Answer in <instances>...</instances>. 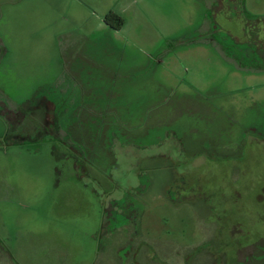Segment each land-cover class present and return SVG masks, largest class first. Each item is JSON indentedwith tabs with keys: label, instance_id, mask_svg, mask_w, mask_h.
I'll return each mask as SVG.
<instances>
[{
	"label": "rangeland",
	"instance_id": "1",
	"mask_svg": "<svg viewBox=\"0 0 264 264\" xmlns=\"http://www.w3.org/2000/svg\"><path fill=\"white\" fill-rule=\"evenodd\" d=\"M206 1L0 0V264H264V0Z\"/></svg>",
	"mask_w": 264,
	"mask_h": 264
},
{
	"label": "flooded vegetation",
	"instance_id": "2",
	"mask_svg": "<svg viewBox=\"0 0 264 264\" xmlns=\"http://www.w3.org/2000/svg\"><path fill=\"white\" fill-rule=\"evenodd\" d=\"M225 1V2H224ZM230 0H208V1H206V3H207V5H205V7H208L207 9H209V10H211L212 12H213V14H214V16H216V12L217 13H219L220 12V15H222L223 14V12H226V11H229L230 12V6L228 5V2H229ZM242 4H244L243 3V0H242ZM226 6V7H225ZM236 8H238V7H236ZM243 9H244V7H243ZM111 11V10H110ZM109 11V12H110ZM236 11V13L238 14V13H240V9L239 10H235ZM246 13H247V11H246ZM247 14H249V13H247ZM106 16V15H105ZM225 16H227L226 15V13H225ZM236 16H238V15H236ZM226 18V20H228V19H231L229 16H227V17H225ZM258 18V17H257ZM204 20V19H203ZM259 20H262V21H264V16H261V17H259ZM211 21V20H210ZM104 22L106 23V24H108V22H106L105 20H104ZM212 22V21H211ZM215 26H217V24L215 23ZM205 27L206 28H211L212 29V27L211 26H209V27H207V25L205 24ZM214 29V28H213ZM116 30H119V29H116ZM236 39L235 40H237V37H235ZM212 41H214L213 43L215 44V45H217V48H218V50L219 51H221L222 53H223V51H222V48H220V46H219V44L217 43V42H215L216 40H215V38L214 37H212ZM225 49V48H224ZM224 54V53H223ZM235 57V59L237 60V58H236V56H234ZM263 57H264V55H263ZM234 59V58H233ZM234 59V60H235ZM241 65L242 66H239V68H242L243 70H252V71H264V65H261V64H259V63H257V62H254V59L253 60H250V62H247V63H241ZM47 102H49V101H47ZM50 103V102H49ZM200 103V102H199ZM76 137V136H75ZM116 138H115V136H111V141H114ZM84 170H85V168H84ZM136 230L137 229H135L134 231L136 232ZM241 247V246H240ZM240 247L238 248V246L235 248V253H234V255L235 256H232V257H235V259L233 258V260L231 261V262H233V264H241V262H239L238 261V259H237V255H238V251L240 250ZM248 247V246H247ZM246 263H250L249 262V260H246ZM213 264H216L215 262H213ZM232 264V263H231ZM243 264V263H242Z\"/></svg>",
	"mask_w": 264,
	"mask_h": 264
},
{
	"label": "trees",
	"instance_id": "3",
	"mask_svg": "<svg viewBox=\"0 0 264 264\" xmlns=\"http://www.w3.org/2000/svg\"><path fill=\"white\" fill-rule=\"evenodd\" d=\"M112 19H115L117 20V27L116 29H120L121 26L124 24V19L122 16H120L119 14L113 12V11H110L106 14L104 20L106 22H109V20H112Z\"/></svg>",
	"mask_w": 264,
	"mask_h": 264
},
{
	"label": "crops",
	"instance_id": "4",
	"mask_svg": "<svg viewBox=\"0 0 264 264\" xmlns=\"http://www.w3.org/2000/svg\"><path fill=\"white\" fill-rule=\"evenodd\" d=\"M199 229H201V228H199ZM199 229H197V231L198 232H201V231H199ZM202 230V229H201ZM202 233H203V231H202ZM201 235V234H200ZM204 235V234H203ZM197 236H199L198 235V233H197ZM203 237V236H202ZM204 241H206V237L204 236V238L202 239V240H200L199 242H197V243H189L188 245H190V246H196L197 248H199L200 247V243H202V242H204ZM142 243V242H141ZM141 243L139 244V245H137L139 248H140V246H141ZM137 248V247H136ZM205 250H207V249H205ZM210 250V249H209ZM150 251H152V250H150ZM135 252H137V249H135Z\"/></svg>",
	"mask_w": 264,
	"mask_h": 264
}]
</instances>
